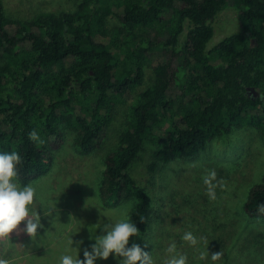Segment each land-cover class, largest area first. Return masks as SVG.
Instances as JSON below:
<instances>
[{"label": "trees", "instance_id": "obj_1", "mask_svg": "<svg viewBox=\"0 0 264 264\" xmlns=\"http://www.w3.org/2000/svg\"><path fill=\"white\" fill-rule=\"evenodd\" d=\"M72 2L26 16L0 0V152H19L18 182L29 185L68 133L84 155L112 141L98 197L107 209L132 203L149 253L160 239L148 188L158 170L233 129L255 130L264 146V0ZM225 7L238 29L209 47ZM145 152L144 184L132 169ZM243 211L264 216V170Z\"/></svg>", "mask_w": 264, "mask_h": 264}, {"label": "rangeland", "instance_id": "obj_2", "mask_svg": "<svg viewBox=\"0 0 264 264\" xmlns=\"http://www.w3.org/2000/svg\"><path fill=\"white\" fill-rule=\"evenodd\" d=\"M9 11L21 10L29 16L35 10L72 7V0H3ZM214 35L209 47L223 36L238 29L236 10L223 8L213 19ZM186 30V29H185ZM147 77L150 69L146 68ZM74 133H68L62 146L53 152V165L43 176L31 182L37 191L33 209L39 207L40 199H48L55 208L48 214H41L43 228L37 229V236L29 237L22 231L21 221L9 233L13 243L0 242V258L9 264H58L59 257L68 250L69 239L83 240V249L93 241L89 240L91 223L103 225L118 218L124 207L97 210L88 206L98 197V187L103 169V157L110 148V141L92 154H80L73 144ZM114 141V140H113ZM149 153L133 166L134 176L142 183L147 182L146 165ZM209 170L217 173L216 199H209L202 177ZM264 170V146L257 132L251 128L233 129L208 142L197 155L169 162L158 170L153 185L148 186L153 200V211L157 221L156 233L160 239L155 249L149 251L153 264H164L168 258L167 247L175 243L180 253L186 254L188 264H264V216L249 218L243 211V204L250 187L258 182ZM88 206V207H87ZM78 233L73 231L80 227ZM185 232H191L201 242L191 246L182 239ZM137 237H130V244ZM208 241L209 257L201 261L199 252ZM11 247V250H9ZM75 254V249H71ZM89 251L91 249L89 248ZM222 252L220 260L213 262L210 255ZM94 264H117L110 254L107 260L97 259Z\"/></svg>", "mask_w": 264, "mask_h": 264}, {"label": "clouds", "instance_id": "obj_3", "mask_svg": "<svg viewBox=\"0 0 264 264\" xmlns=\"http://www.w3.org/2000/svg\"><path fill=\"white\" fill-rule=\"evenodd\" d=\"M28 136L32 142L43 144V140L36 130H32ZM21 162L22 157L15 150L0 152V242L7 241L9 246L13 244L9 238V233L17 229L21 221H24L22 231L29 237L34 238L38 234L37 229L43 228L41 214L37 209L42 210L45 215V212L51 214L56 206V203L53 205L48 199H40L39 207L33 209L32 205L39 198L36 189L32 185H21L18 182V165ZM216 177L217 173L214 170H209L202 177L206 186V194L211 200L216 199ZM88 206L99 210L102 207V202L97 198ZM107 218L109 222L103 225V235H95L96 230L101 227L99 223L94 224L91 231L88 229L90 234L88 238L93 242L84 247L83 259L79 258V249L80 245L83 244V240L76 241V246L73 247V240L69 239L68 250L59 257L58 264H94L97 259L107 260L110 254L117 264H137V262L139 264H153L151 255L144 251L141 244L133 240L129 245L130 237L143 239L140 230L131 218V205L121 209L117 219ZM81 227H77L73 233H78ZM182 239L191 246H196L201 242L191 232H185ZM203 243L205 247L199 252L201 261L209 257L207 249L209 242L204 240ZM73 248L75 254L71 251ZM89 248L91 251H89ZM9 250H11V247H9ZM166 252L168 258L164 261V264H188L187 255L180 253L174 242L169 244ZM222 256V252H215L210 255V258L215 262L220 260ZM0 264H9V261L0 258Z\"/></svg>", "mask_w": 264, "mask_h": 264}, {"label": "water", "instance_id": "obj_4", "mask_svg": "<svg viewBox=\"0 0 264 264\" xmlns=\"http://www.w3.org/2000/svg\"><path fill=\"white\" fill-rule=\"evenodd\" d=\"M251 91H254V89H251ZM254 93H256V92H254Z\"/></svg>", "mask_w": 264, "mask_h": 264}]
</instances>
